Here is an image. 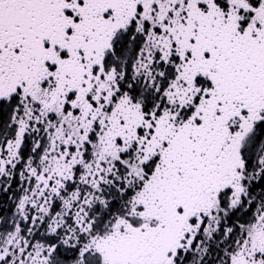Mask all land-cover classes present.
Instances as JSON below:
<instances>
[{
	"label": "snow or ice",
	"instance_id": "6c2138e0",
	"mask_svg": "<svg viewBox=\"0 0 264 264\" xmlns=\"http://www.w3.org/2000/svg\"><path fill=\"white\" fill-rule=\"evenodd\" d=\"M0 264H264V0H0Z\"/></svg>",
	"mask_w": 264,
	"mask_h": 264
}]
</instances>
